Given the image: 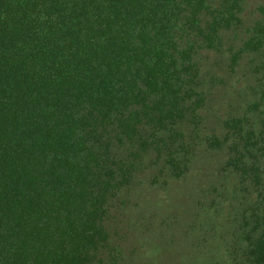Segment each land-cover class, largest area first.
Here are the masks:
<instances>
[{
  "label": "trees",
  "instance_id": "1",
  "mask_svg": "<svg viewBox=\"0 0 264 264\" xmlns=\"http://www.w3.org/2000/svg\"><path fill=\"white\" fill-rule=\"evenodd\" d=\"M239 1L0 0V264H108L110 201L200 106L194 56ZM254 25L243 48L264 68ZM242 120L211 143L254 195L241 263L264 264V91L260 132Z\"/></svg>",
  "mask_w": 264,
  "mask_h": 264
},
{
  "label": "rangeland",
  "instance_id": "2",
  "mask_svg": "<svg viewBox=\"0 0 264 264\" xmlns=\"http://www.w3.org/2000/svg\"><path fill=\"white\" fill-rule=\"evenodd\" d=\"M239 6L240 24L194 56L200 106L176 125L169 145L135 161L129 184L110 201L108 264H242L243 215L254 195L226 168V145L211 143L228 138L224 124L233 118L256 135L262 127V51L243 43L264 19V0Z\"/></svg>",
  "mask_w": 264,
  "mask_h": 264
}]
</instances>
